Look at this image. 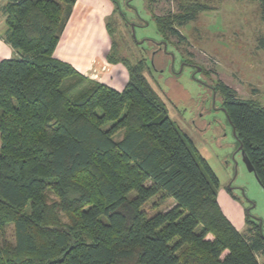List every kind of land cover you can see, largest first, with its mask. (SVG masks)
Returning <instances> with one entry per match:
<instances>
[{"label":"trees","instance_id":"trees-1","mask_svg":"<svg viewBox=\"0 0 264 264\" xmlns=\"http://www.w3.org/2000/svg\"><path fill=\"white\" fill-rule=\"evenodd\" d=\"M77 1L3 8L5 41L22 57L0 62V264H260L262 226L249 219L247 236L224 214L217 174L141 64L125 62L118 91L55 58ZM172 1L178 10L162 16L148 4L167 42H186L181 29L217 10L216 0ZM213 88L264 188V105Z\"/></svg>","mask_w":264,"mask_h":264},{"label":"rangeland","instance_id":"rangeland-1","mask_svg":"<svg viewBox=\"0 0 264 264\" xmlns=\"http://www.w3.org/2000/svg\"><path fill=\"white\" fill-rule=\"evenodd\" d=\"M216 1L217 10L202 13L181 29L187 41L179 43L177 36H171V42L161 38L148 6L157 15H167L178 10L172 0H83L77 12L85 16L86 23L70 37L68 47L65 40L72 28L68 21L54 55L114 57V70L104 82L101 75L85 77L118 91L124 90L130 77L125 62L141 64L169 117L194 141L217 174L221 184L218 201L224 214L242 234L251 236L249 219L260 224L264 233V188L248 169L213 87L221 81L240 98L264 105V21L258 0ZM92 9L96 11L89 15ZM18 53L12 58L22 57ZM153 202L145 207L149 216L176 204L171 199L155 208ZM7 233L14 241V226ZM258 258L264 264V254Z\"/></svg>","mask_w":264,"mask_h":264},{"label":"crops","instance_id":"crops-1","mask_svg":"<svg viewBox=\"0 0 264 264\" xmlns=\"http://www.w3.org/2000/svg\"><path fill=\"white\" fill-rule=\"evenodd\" d=\"M7 0H0V62L5 59H11L13 55L19 54L14 48H12L11 45H9L6 41V32H7V26L5 23V13H4V5L6 4ZM83 0H78L75 4V12L72 14L69 24L71 23V33L69 36H67V39L65 40V43L70 46L71 43V36L74 35V33L82 27L83 24L86 23V18L84 15L81 14L79 9H81L83 6ZM73 9V10H74ZM95 9H92L89 13V15L92 14V12H95ZM68 24V25H69ZM80 25V26H78ZM70 27V26H69ZM70 38V39H69ZM62 37L59 42L61 44ZM59 46V45H58ZM67 57H56L57 59L67 62L74 66V68L82 75L84 76H97L101 75L103 76V82L106 79L108 75L112 73L114 70V65L112 63H109L106 57H101L98 55H85V56H74V58L71 57L70 52H67ZM107 71H104L106 70ZM109 69V70H108ZM93 79V78H92ZM95 81V80H94ZM101 82V83H103ZM199 149V148H198ZM200 150V149H199ZM203 155V154H202ZM222 208V207H221ZM233 224V223H232Z\"/></svg>","mask_w":264,"mask_h":264},{"label":"water","instance_id":"water-1","mask_svg":"<svg viewBox=\"0 0 264 264\" xmlns=\"http://www.w3.org/2000/svg\"><path fill=\"white\" fill-rule=\"evenodd\" d=\"M199 70H201V69H199ZM234 134H235V136H236V132H235V130H234ZM239 151L242 152V154H243V156H244V160H245V162H246V164H247L248 169H249L251 172H254V167L252 166V164H251V162L249 161L248 157L245 155V152H244V150H243V146H242V145H240Z\"/></svg>","mask_w":264,"mask_h":264}]
</instances>
